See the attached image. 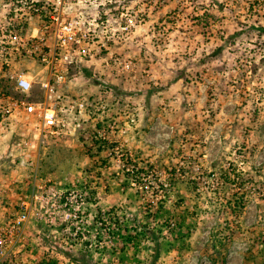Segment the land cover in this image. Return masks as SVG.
I'll use <instances>...</instances> for the list:
<instances>
[{"label": "rangeland", "instance_id": "374dc122", "mask_svg": "<svg viewBox=\"0 0 264 264\" xmlns=\"http://www.w3.org/2000/svg\"><path fill=\"white\" fill-rule=\"evenodd\" d=\"M16 1L0 0V192L11 212L37 195L42 219L15 259L264 264V0H122L80 26L88 53L52 91L5 44L39 28ZM21 101L63 126L41 134Z\"/></svg>", "mask_w": 264, "mask_h": 264}, {"label": "built area", "instance_id": "2783aa9c", "mask_svg": "<svg viewBox=\"0 0 264 264\" xmlns=\"http://www.w3.org/2000/svg\"><path fill=\"white\" fill-rule=\"evenodd\" d=\"M122 0H20L27 8L24 17L39 21V28H32L30 34L22 36V29H7V36L14 44L12 48L20 58L35 60L48 70L49 77L42 84L46 91H52V84L60 83L68 74L70 67L85 57L88 53L86 35L81 32L80 26L84 22L104 20L107 16L113 19V5ZM115 10V8H114ZM127 14L120 13V17ZM18 16L15 14L14 17ZM4 37V36H3ZM50 42V44H47ZM0 48L6 49L2 46ZM5 65H8L7 60ZM15 87L27 94L32 89L29 75L19 73L15 77ZM29 116H34L38 122V131L41 134L52 133L63 124L58 120L56 111L45 103L21 101L16 104ZM35 125V126H36ZM0 264H24L23 259H15L24 246L25 233L31 219L40 222L42 219L37 204H40L37 195L16 205V211L11 212L5 191L0 192ZM42 208V206H40Z\"/></svg>", "mask_w": 264, "mask_h": 264}]
</instances>
